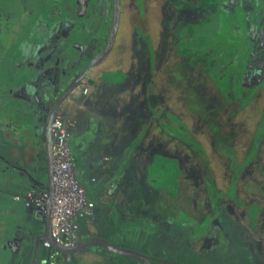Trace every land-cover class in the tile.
I'll return each instance as SVG.
<instances>
[{
	"label": "rangeland",
	"instance_id": "rangeland-1",
	"mask_svg": "<svg viewBox=\"0 0 264 264\" xmlns=\"http://www.w3.org/2000/svg\"><path fill=\"white\" fill-rule=\"evenodd\" d=\"M111 1L0 0V121L11 126L10 120H13L16 123L13 132L19 139L25 138V127H29L26 105L29 111H34L38 104L43 105L46 89L54 91L64 85L67 77L64 70L72 71L76 67H67L68 59L75 53L72 43L81 49L90 45L98 33L102 14L107 17L113 13ZM214 2L122 0L120 28L114 47L108 58L88 77L93 76L97 85H88L86 95L75 92L70 97L88 107V95L101 93L107 97L98 100L97 107L104 113L101 116L100 112L101 118L97 120L109 124V118L118 120L123 129L120 134H126L128 126L134 129L132 136H137L138 142L133 145L135 149L128 150L136 151V162L124 179L126 200L119 208L125 210L118 216L112 211V217L101 210L99 219L84 218L83 227L87 232L91 225L93 230L103 232L119 247L177 263L250 264L248 249L255 256H261L255 248L264 247V0H226L221 1L218 8ZM234 5L239 9H234ZM86 15L94 17L95 21L88 26L92 32L84 34L81 41L71 35V31L79 23L88 25L90 20ZM109 22L103 29L104 34L99 31L97 37H101L100 34L107 40L112 18ZM247 37L254 40L253 46L247 43ZM38 40L35 48L27 47L25 51V44H35ZM94 43V46H100L97 41ZM210 46L224 56L218 62L219 70L207 58L206 48ZM60 49L64 53L67 50L65 57L64 53L58 52ZM55 51L53 67L41 69L40 64ZM33 56L36 57L33 59ZM25 61L39 66V70L33 80L18 85L16 83L23 77L32 74L24 66ZM211 70L216 71L215 77L211 76L217 85L206 75ZM224 75L227 77L223 78ZM114 78L124 80L111 83ZM28 87L30 94L25 92ZM40 94L43 99L37 96ZM31 96H37V99H30ZM161 122L175 129L176 126L189 127L192 138L200 142L207 153L204 155L189 145L172 140L164 133ZM6 137V131L1 130L0 139ZM12 144L9 139L0 143V149L9 152ZM158 156L177 160L181 172L176 178L177 193L151 184L154 181L150 180L158 177L159 171L154 165ZM152 163L153 167H150ZM2 167L4 164H0V175L5 171ZM159 168L164 169V164ZM233 178L237 193L233 192L242 201L244 207L241 208L222 196L219 203L217 200ZM166 186L172 187V184ZM211 190L216 191L214 204ZM25 204L27 206L26 201ZM215 204H218L216 210ZM250 206H253L252 212L248 211ZM223 209L229 218L230 212L235 214L234 222L238 228L234 230H240L249 247L241 248L236 242L237 247H232L231 252L224 254L220 249L209 248V258H197L193 254V244L185 243L188 236L199 230L190 223L194 219L201 222L204 217H212L214 212ZM1 210L5 211V208ZM0 215L3 216L1 211ZM4 217L6 222L12 220L8 213ZM214 220L208 224L209 228L220 222V219ZM27 224L25 220V226ZM211 230L215 236L219 233L229 235L221 222L220 227ZM228 248L229 245L224 244V249ZM89 249L96 250L94 247L83 250ZM109 256L100 259L88 253L86 258L64 257L61 264H138L127 257Z\"/></svg>",
	"mask_w": 264,
	"mask_h": 264
},
{
	"label": "crops",
	"instance_id": "crops-1",
	"mask_svg": "<svg viewBox=\"0 0 264 264\" xmlns=\"http://www.w3.org/2000/svg\"><path fill=\"white\" fill-rule=\"evenodd\" d=\"M36 33L37 32H35V34ZM39 42L38 40L35 44H25V51L27 52V47L31 49H33V47L35 48L36 44ZM58 52L60 53V51ZM55 53L56 51L53 52V56L47 57V59L55 61ZM26 57L27 54H25V58ZM35 57L36 56H33L32 58L34 59ZM92 80L95 79L93 78ZM33 83L36 84L35 81ZM97 83L98 81L96 80L93 86H96ZM30 89L31 88L28 87L25 89V92L29 91L30 94ZM49 89L45 100H42L43 105L40 106L38 104L37 107L34 108V111H29L28 105H26L27 108H25V112L29 127H25V138L19 139L18 134L13 132L15 130L14 125L16 124H14L13 120H10L11 126L7 125L6 122L1 123L0 121V132L1 130L6 131L7 135L5 139H0V143L7 142L9 139L13 141L9 152L5 149H0V164H4L2 169L5 170L0 175V201L2 204L0 205V211L3 214V216L0 215V264H32L36 253V240L45 232L44 219L35 209L26 206L24 196L32 189H46L48 183L44 125L46 115L51 108L50 105L54 103L64 91V85H61L60 88L57 87L54 91L52 88ZM37 96L39 99H43L41 94ZM37 96L36 98L31 96L30 99H37ZM88 96L90 98V101H88L89 107L85 105L81 106L72 96L64 101L58 109L57 114L60 115L62 113L61 115L68 118V120L71 118L78 122L73 132L72 146L78 175L82 183L89 189V196L96 204L95 215L93 217H86L85 220L91 219L94 221L100 218L102 214L101 210L110 213L111 217L112 211H116L118 216L120 211L125 210L124 207L119 208L122 202L125 203L126 200L124 194L126 188L123 186L124 179L127 173L132 171V168L135 166L134 163L136 162V151L130 152L128 149H132L134 143L137 145L138 137L136 136V138H133L132 132L134 129H132L131 126H128L126 134H120L123 129L122 126L119 125L120 123H118V120L109 118L111 124L106 122L100 123L97 119L101 118L104 111L99 109L97 104L98 100L105 96L101 93L95 94L94 96L90 94ZM27 99L30 101L29 98ZM104 99L106 100L107 97ZM100 112L101 116L99 114ZM9 117L11 116L9 115ZM30 131L31 133L26 134ZM120 142L122 144H120ZM229 188L230 185L227 190L225 192L222 191L223 193H220L219 196H222L224 200L232 204L235 202L232 200L231 196L228 195ZM16 195L20 198L15 199L14 196ZM1 208H5V211H2ZM5 213H8L9 216L12 217L11 221H5ZM230 216L231 218L234 217L233 220L235 221L236 218L233 212H230ZM204 218V221L200 219L201 222L203 221L202 223L195 221L198 224H195L194 227L198 225L201 226L205 223L206 217ZM248 218L251 222L249 213ZM25 220L28 223L27 226L30 224L29 227L25 226ZM249 220L247 219V222H249ZM83 223L84 220L82 219L81 227L85 238L102 237L108 239L107 235L103 232L93 230L91 225L87 228V232H85ZM214 225V227L208 228L205 233H202L203 235L199 233V228L197 232L187 237V242L185 243L189 245L193 244L191 247L192 250L195 251L193 254L196 255L197 258H209V248L211 250L220 249V251H223L225 254L226 252H231L234 247H237L235 246L236 241L229 235H222L219 233L218 236H215L211 229L217 228L218 225L220 227V222L218 221ZM251 225H253V227L255 226L252 222ZM235 226L238 227L236 222ZM224 244L229 245V248L224 249ZM188 248H190V246H188ZM258 249L259 248H255V250L261 253V256H264V250H262L264 247L260 250ZM44 250L45 248L40 245L36 264L45 263L44 260L42 261L44 258L42 253ZM248 251H250L249 255L251 257L250 264H264V259L259 254L255 256L253 251L250 249H248ZM88 253L90 256L100 259L111 257L109 254L91 249H81L64 257H69L68 259H70L72 257L78 258L84 256L83 258H86L85 255H88ZM63 258L58 259L57 263L63 260ZM13 260L15 261L13 262ZM181 263L203 264L195 262Z\"/></svg>",
	"mask_w": 264,
	"mask_h": 264
},
{
	"label": "built area",
	"instance_id": "built-area-1",
	"mask_svg": "<svg viewBox=\"0 0 264 264\" xmlns=\"http://www.w3.org/2000/svg\"><path fill=\"white\" fill-rule=\"evenodd\" d=\"M78 92L86 94L88 88L79 86ZM77 127L74 119H65L57 114L51 126L54 196L50 203L51 234L53 240L65 247L78 242L80 219L95 215V202L87 187L80 181L72 146L73 132ZM15 196V199H19ZM49 192L47 189H32L24 200L45 220ZM43 247L51 250L50 260L57 257L56 250L48 239Z\"/></svg>",
	"mask_w": 264,
	"mask_h": 264
},
{
	"label": "trees",
	"instance_id": "trees-1",
	"mask_svg": "<svg viewBox=\"0 0 264 264\" xmlns=\"http://www.w3.org/2000/svg\"><path fill=\"white\" fill-rule=\"evenodd\" d=\"M215 2H214V6L215 7H219V6H221V1H226V0H214ZM230 1H233V0H230ZM224 3V2H223ZM234 9H239V7L238 6H236V5H234ZM64 12H66L65 11V9L63 10ZM113 13L111 12V15H112ZM108 18V17H107ZM83 19H85V18H83ZM55 20V19H54ZM108 20H109V18H108ZM80 21V20H79ZM53 22V21H52ZM246 25L247 24H245V27H246ZM244 34V33H243ZM38 35V34H37ZM39 36V35H38ZM243 36H246V35H243ZM247 39V43L249 42V44H252V46H253V43H254V40L252 39V38H246ZM66 40H67V38H66ZM68 41V40H67ZM206 45L207 46H209L208 45V42H206ZM68 47H69V45H67ZM215 47H207L206 48V52H207V54H209L208 56L209 57H207L208 58V60L210 61V63L214 66V67H216V70H217V67H218V62L221 60V59H223L224 58V56H220L221 54H220V52H218V51H216L215 52V49H214ZM152 49V48H151ZM66 50V49H65ZM73 50V49H72ZM253 50H254V48H253ZM255 51V50H254ZM64 53L62 50L60 51V53ZM216 53V54H215ZM65 55H64V57L66 56V54H67V50H66V53H64ZM77 55V53L75 52L74 54H73V56L71 57V58H69L68 59V61H69V63H72L71 62V60H72V58H75V56ZM230 55V54H229ZM228 55V56H229ZM188 56V55H187ZM256 57H258V54H256L255 55V59H256ZM55 62H56V60H55ZM37 63V62H36ZM202 63H204V62H202ZM38 64V63H37ZM57 64V63H56ZM28 65V66H27ZM40 65H42V67H40L41 69L42 68H51V67H53V63H52V61L50 60V59H46V60H44ZM24 66H26V67H28L29 68V70H31L32 71V74L29 76H27V77H23L22 79H21V81L20 82H18V83H16V84H24V83H26L28 80H30V79H32V77H34L35 75H36V72L39 70V66H36L34 63H29V61L27 62L26 61V63H25V65ZM62 66V65H61ZM63 67V66H62ZM40 69V70H41ZM220 69V67H218V70ZM63 70H64V68H63ZM216 71H212L211 70V72H209V74H206L208 77H209V79L211 80V81H213L215 84H216V82H215V80H214V73H215ZM211 75H213L214 77H212ZM228 75V74H227ZM227 75H224L223 76V78H226L227 77ZM66 76V75H65ZM71 81H72V78L70 79ZM69 80V81H70ZM89 80V81H88ZM123 80V78L122 79H118V78H114V79H111V83H116V82H120V81H122ZM68 81V82H69ZM85 81L87 82V83H89L90 85H94L95 84V80H91V79H85ZM65 85H68V84H65ZM217 85V84H216ZM219 86V85H218ZM47 91H49L48 89H46ZM219 90V89H218ZM46 91V92H47ZM219 94H220V96L222 97V99L224 100V101H226V100H228L227 98H225V96L222 94V92H220L219 91ZM227 102V101H226ZM26 111V110H25ZM176 121H178L179 123H181L178 119H176ZM161 128L163 129V131H164V133H166L168 136H170L171 138H172V140H175L176 142H178V143H182V144H185V145H189L193 150H195V149H197V150H199V151H201V152H203V154L205 155L207 152L204 150L205 148L201 145V143L200 142H198V141H196V140H194L193 138H192V136L190 135V130H189V127H187V126H184V128H181V127H178V126H176V129H175V127H173V126H171V125H166L165 124V122H161ZM177 128H180V129H177ZM177 130V131H176ZM178 131H180V132H178ZM190 137V138H189ZM180 143V144H181ZM132 149H135V148H133L132 147ZM198 151V152H199ZM156 160H154L155 161V163H154V165L157 167V171H159L158 172V177L156 178L155 177V180L154 179H152V180H150V181H154V183H151L152 185H157V186H161V187H163V188H165V189H167V191H171L173 194L174 193H177V190H178V181L176 180V178H177V176H179L180 174H181V172H180V170H179V168L177 167L178 166V163H177V160L176 159H174V158H167V157H163V156H158V157H156L155 158ZM76 160V159H75ZM153 163H152V165L150 166V167H153ZM161 164H164V169L162 168H159L160 167V165ZM169 165H170V167H171V169L169 168ZM155 167V168H156ZM169 169H170V171H169ZM164 170V171H163ZM150 171V170H149ZM152 177H154V176H152ZM79 179H80V177H79ZM151 179V178H150ZM159 179V180H158ZM80 181H81V179H80ZM82 182V181H81ZM172 184V187L171 186H166V184ZM234 184H235V179L233 178V181H232V183L230 184V190L228 191V195H230L231 196V198H232V200H234V202L236 203V205H238V207H244L243 206V203H241L242 201H240L238 198H237V194H235V193H237L236 191H235V189L233 188V186H234ZM171 188V189H170ZM88 189V188H87ZM233 190H234V192H233ZM88 191H89V189H88ZM211 194H212V196H211V199H213V204H214V201H216V199H215V195H216V191L214 190V192H213V190H211ZM219 198H221V196H219L218 195V198H217V200H218V203H219ZM213 204H212V207H213ZM240 204H242V205H240ZM216 206H218V204H215V206H214V208H215V210H216ZM220 207V206H219ZM251 207H253V206H250L249 208H248V211L250 212V210H251ZM256 207V206H255ZM220 208H222V206L220 207ZM256 208H258V207H256ZM261 207H259V209H260ZM220 210V209H219ZM247 211V212H248ZM248 212V213H249ZM251 212H252V210H251ZM249 216H250V214H249ZM220 219V222L224 225V227H225V229L228 231V233H229V236L233 239V240H235L239 245H240V247L241 248H247V247H249V246H247L246 245V242H244L243 241V239H242V237H241V234H240V230H237V231H235L234 229L235 228H238V227H236L235 226V222H234V220L230 217H228V215L227 214H225V209H223L222 210V212H214V214L212 215V217L210 216V217H206V222L205 223H203L201 226H197L198 228H200V231H199V233H205V231L209 228L208 227V224L209 223H212L213 222V220L214 219ZM251 219V218H250ZM196 220H194V221H192L191 223H190V225H191V227L193 226L194 227V225L195 224H198V223H196L195 222ZM190 228V227H189ZM190 229H192V230H194V228H190ZM195 232H197V231H195ZM242 234H243V232H241ZM198 234V233H197ZM41 245L43 246V242L41 243ZM89 248V247H88ZM94 248L96 249V251H99V252H104L105 254H113V253H111V252H108V250L107 249H105V248H103V247H96V246H94ZM51 250H48V249H46L45 248V250L43 251V253H42V255H44L43 257V259H42V261L44 260V264H56L55 262H57L58 261V259H62L63 258V256L64 255H71V254H65V253H61V252H56V254H57V257H56V259L55 260H50V255H51ZM114 255H116V254H114ZM119 256V255H118ZM131 259V258H130ZM133 260H135V259H133ZM137 261V263L138 264H143L142 262H140V261H138V260H136ZM62 263V260H61V262L60 263H57V264H61ZM154 264V263H153ZM160 264H162V263H160Z\"/></svg>",
	"mask_w": 264,
	"mask_h": 264
},
{
	"label": "water",
	"instance_id": "water-1",
	"mask_svg": "<svg viewBox=\"0 0 264 264\" xmlns=\"http://www.w3.org/2000/svg\"><path fill=\"white\" fill-rule=\"evenodd\" d=\"M114 5H115L114 15L112 18L110 33L108 35L103 50L75 77V79H73L71 83H69L66 86L65 90L53 103L52 107L50 108L46 116L45 125H44V134H45V142H46V156H47V167H48V183L46 185V189L49 192V199L47 202V213L45 217V232L43 235L39 236L36 240V250H35L36 253L32 264H36L37 262V255L39 252V248L44 239H48L55 250L65 254H72L87 247L98 246L107 249L108 252H111L113 254L122 257L138 260L143 264H153V263L183 264V263L173 262L164 258L145 255L144 253L138 251L119 247L106 238H102V237L85 238L83 236V230L81 226L79 230L78 242L74 246L65 247L61 244L56 243L52 238L51 215H50V203L54 196L52 135H51L52 121L60 106L73 94L75 89L81 84V82L84 80L86 75L96 66L100 65L110 55L113 46L115 44L119 25H120L121 14H122V0H114Z\"/></svg>",
	"mask_w": 264,
	"mask_h": 264
},
{
	"label": "flooded vegetation",
	"instance_id": "flooded-vegetation-1",
	"mask_svg": "<svg viewBox=\"0 0 264 264\" xmlns=\"http://www.w3.org/2000/svg\"><path fill=\"white\" fill-rule=\"evenodd\" d=\"M112 2V1H111ZM114 7H115V5H114V0H113V9H114ZM95 12V11H94ZM93 12V13H94ZM114 15V10H113V14L111 15V14H109V16L107 15V17L109 18V20L112 18L111 16H113ZM85 17H87V18H89V16L88 15H86ZM105 15L103 16V14H102V16H101V21L99 22V27H98V33H99V31H100V34H104V32H103V29L104 28H107L108 27V25L110 24L109 23V21H108V18H107ZM111 17V18H110ZM86 19V18H85ZM84 19V20H85ZM89 22H90V24H89V22H88V25L86 26V23H84L83 24V22L82 23H79V25H77V26H74V29H72L73 31H71V32H73L71 35H73V36H75V37H77V38H79V40H83L85 37H84V34H90L91 32H92V30L90 31V29L88 28V26H90L95 20H94V17H92V18H89V19H87ZM96 20H97V18H96ZM111 26V25H110ZM84 28H86L85 30H84ZM111 28V27H110ZM88 31H90V32H88ZM98 33H96V35H95V37L93 36V38H92V40L90 41L91 43H90V45L89 46H86V48L85 49H81L82 47L81 46H78L77 44L75 45L74 43H72L73 44V47H74V51L77 53V55L75 56V58L73 59V60H71V62L72 63H69L70 64V66H69V64H68V66L67 67H69V68H72V67H75L73 70H75V71H70V69L68 70V71H65L64 70V74H66V79H68V80H66L65 82H64V90H65V86H67V85H65V84H69V83H71L72 81H73V79H75V77L103 50V48H104V46H105V44L106 43H103L104 41L106 42V38H104V37H102V35H100L99 34V36H101V37H97V34ZM70 37V33H69V36H68V34L66 35V38H69ZM104 40V41H103ZM94 41H97V43L100 45V46H97V45H95L94 46V44H96V43H94ZM103 41V42H102ZM99 42H102V44H100ZM80 48V49H79ZM108 58V57H107ZM106 60V59H105ZM104 60V61H105ZM103 61V62H104ZM102 62V63H103ZM93 70V69H92ZM92 70L86 75V77L84 78V79H87L89 76H90V74H91V72H92ZM67 72V73H66ZM72 78V81L70 80ZM91 79L93 78V76H91L90 77ZM90 78H88V79H90ZM70 80V81H69ZM69 81V82H68ZM85 81V80H84ZM16 99H19V98H16ZM56 101V100H55ZM54 101V102H55ZM52 105H53V103L50 105V107H52ZM47 116V115H46Z\"/></svg>",
	"mask_w": 264,
	"mask_h": 264
},
{
	"label": "clouds",
	"instance_id": "clouds-1",
	"mask_svg": "<svg viewBox=\"0 0 264 264\" xmlns=\"http://www.w3.org/2000/svg\"><path fill=\"white\" fill-rule=\"evenodd\" d=\"M121 16H122V14H121ZM112 18H113V16H112ZM108 21H109V20H108ZM120 21H121V20H120ZM110 22H111V21H110ZM110 22H109V23H110ZM111 24H112V23H111ZM119 28H120V25H119ZM118 31H119V29H118ZM109 33H110V32H109ZM117 35H118V33H117ZM115 42H116V41H115ZM105 43H106V42H105ZM113 47H114V46H113ZM84 80H85V79H84ZM84 80L81 82V84H80L79 86H85V87H87V88H88V92H89V86L91 87V86H93V85H90L89 83L85 84ZM83 82H84V83H83ZM88 85H89V86H88ZM79 86H78V87H79ZM78 87H77V88H78ZM77 88L75 89V91L73 92V94H74L75 92H76V93L78 92V91H77ZM88 92H87V93H88ZM78 93H79V92H78ZM87 93H86V94H87ZM81 94H83V93H81ZM86 94H85V95H86ZM55 115H57V113H56ZM54 117H55V116H54ZM77 125H78V122H77ZM44 221H45V220H44ZM42 242H43V241H42ZM56 251H57V250H56Z\"/></svg>",
	"mask_w": 264,
	"mask_h": 264
}]
</instances>
